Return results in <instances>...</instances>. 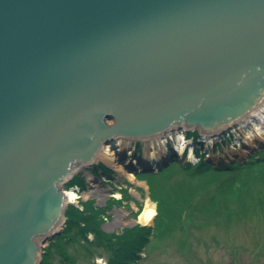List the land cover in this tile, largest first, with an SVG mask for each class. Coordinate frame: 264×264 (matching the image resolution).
<instances>
[{"label":"water","instance_id":"95a60500","mask_svg":"<svg viewBox=\"0 0 264 264\" xmlns=\"http://www.w3.org/2000/svg\"><path fill=\"white\" fill-rule=\"evenodd\" d=\"M261 94L264 0H0V264H40L101 143L215 131Z\"/></svg>","mask_w":264,"mask_h":264},{"label":"rangeland","instance_id":"374dc122","mask_svg":"<svg viewBox=\"0 0 264 264\" xmlns=\"http://www.w3.org/2000/svg\"><path fill=\"white\" fill-rule=\"evenodd\" d=\"M186 132L189 134L191 131ZM237 137L241 138L237 146H232L227 138L223 141L213 140L218 148L206 154L209 168H205L200 175L191 171L195 164L180 169L178 161L181 160L172 157L161 160L156 172L147 171L145 175L138 173L134 181L126 180L115 172L109 179L100 177L101 182L99 179L92 181L89 180V169L83 168L76 175H80L77 183L83 188L77 192L79 199L73 205L81 209V203L91 202L93 207L100 208L104 214L100 217L99 229L105 234L117 233L134 225L150 226L154 232L145 249V256L138 264H264L263 206L254 212L234 215L232 211L228 217L215 215L208 220L194 212L190 220L193 225L188 230L183 228V218H187L184 213L188 208L213 199L215 189L221 188V182L228 179L237 182V171L228 170V167L236 165L238 161L245 165L255 155L264 152V142L258 144ZM255 161L252 159L253 165ZM208 163L216 170L210 171L212 167ZM255 169L263 170L264 164H257ZM189 173L192 176H188ZM260 182L252 178L246 184L249 193L255 189L257 195L264 196V186ZM70 183L64 185L62 190L69 191ZM187 194H192L191 199L181 212L180 219H177L179 204L173 207L172 199L166 200L173 196L181 202ZM147 203L153 206L155 215L149 223L143 224L137 216ZM229 210L235 211L232 207ZM54 238L44 244V250H49L51 264H64L68 260L53 244ZM36 241L40 242L38 238ZM61 242L65 253L75 261L74 264H97L98 261L104 264L109 255L106 250L80 240Z\"/></svg>","mask_w":264,"mask_h":264},{"label":"trees","instance_id":"16d2710c","mask_svg":"<svg viewBox=\"0 0 264 264\" xmlns=\"http://www.w3.org/2000/svg\"><path fill=\"white\" fill-rule=\"evenodd\" d=\"M252 159H256L255 165H253ZM252 159L245 165L236 164L228 167V170L237 171V182L235 183L234 178L232 181L228 179L223 183L221 182V188L215 189L216 195L213 199L202 205H197V207L188 208L187 212L184 213V216L187 218H183V228L187 229L193 225L190 220L194 212H198L208 220L215 215L228 217L232 214V211L234 215H239L246 214L248 211L254 212L261 206L264 207V196L257 195L255 189L251 191L253 194L250 196L249 194L251 193H249L247 186L252 178L261 180L260 183L264 186V169H255L257 164H264V152L257 154ZM205 168H209V166L204 163H199L194 169L192 168L191 171H194V173L198 172L196 174L200 175L202 171H205ZM210 171H214V169ZM187 175L192 176L190 173ZM191 195L192 194L185 195L181 202L179 198L177 200L173 196L166 200L169 201L172 199L171 205L173 207H175L174 205L177 203L179 204L177 219L178 217L180 219L181 212L191 199ZM254 195L255 197H253ZM230 207L235 209V211L229 210ZM102 215L103 211L94 208L91 202L83 203L81 211L71 206L67 207L64 212L65 221L63 233L57 238L54 245L61 246V240H84L88 244L102 247L108 251L109 257L107 258L106 264H138L140 253L143 252L150 241L149 239L152 238L154 232H152V228L150 226L134 225L129 228H123L119 234H104L99 229L101 223L100 217H102ZM88 235L93 236L92 241L87 239ZM61 250H63V248ZM62 253L65 255L64 250ZM48 254V251H46L41 264H50V255Z\"/></svg>","mask_w":264,"mask_h":264},{"label":"bare ground","instance_id":"6f19581e","mask_svg":"<svg viewBox=\"0 0 264 264\" xmlns=\"http://www.w3.org/2000/svg\"><path fill=\"white\" fill-rule=\"evenodd\" d=\"M112 121H109L108 119L105 120L106 124H110ZM231 129L233 132L239 131V134L242 135V138L249 142V140H264V94H261L259 99L252 104V108L249 110L242 112L240 115L232 119L230 122L225 124L223 128H218L215 131L210 132H203L205 136H211L214 135V133H219V131L223 129ZM181 130V129H180ZM176 133V132H175ZM177 138V149L179 151L182 150L184 147L185 142L183 140H180L183 136V134H180V132ZM212 133V134H211ZM161 136L159 134H153L148 135L146 138L143 139V143L147 144L149 149L143 150V152L150 157L151 160L156 159L158 156L154 155L150 150L153 148L160 150L161 152H165L163 149V139H160ZM130 140L129 139H117L113 146H110L107 144L101 143L99 147L96 149V151L93 153L90 160H86L84 163L76 167L73 171V173L77 172L82 166H89L92 165V163H96L98 161L104 163L106 166H108L110 169H112L115 173L118 175L130 180H135V173L134 171H127L125 167L121 164H119L117 161V157L123 152L131 151V143L129 145ZM127 150V151H126ZM119 151V152H118ZM130 153V152H129ZM62 195L65 199L66 203H75L78 199V194L73 191H64L62 190ZM155 215V209L151 204H146V206L143 208V210L140 212V214L137 216V219L139 222L146 224L149 223L152 218ZM56 227V226H54ZM37 239V238H35ZM39 239V237H38ZM35 241V240H34ZM36 246V252L39 250V242H35Z\"/></svg>","mask_w":264,"mask_h":264},{"label":"clouds","instance_id":"9594fccd","mask_svg":"<svg viewBox=\"0 0 264 264\" xmlns=\"http://www.w3.org/2000/svg\"><path fill=\"white\" fill-rule=\"evenodd\" d=\"M97 264H101V262L98 261Z\"/></svg>","mask_w":264,"mask_h":264}]
</instances>
